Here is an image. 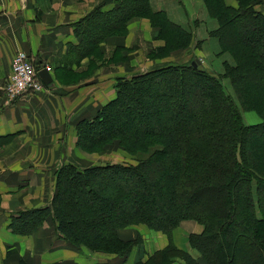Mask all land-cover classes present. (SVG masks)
Here are the masks:
<instances>
[{
  "label": "trees",
  "instance_id": "16d2710c",
  "mask_svg": "<svg viewBox=\"0 0 264 264\" xmlns=\"http://www.w3.org/2000/svg\"><path fill=\"white\" fill-rule=\"evenodd\" d=\"M260 1L236 0L237 5L231 6L225 0H203L207 18L217 24L208 35L219 40L221 52L232 53L233 64L225 62L223 76L215 77L193 64L165 63L159 68L152 67L144 74L119 77L115 97L100 106L91 117L81 118L76 123V142L82 149L92 151L117 139L126 152L135 156L136 162L84 168L71 163L61 165L56 173L50 204L12 214L8 224L11 231L18 235L30 234L45 219L53 216L56 230L73 245H84L92 250L125 257L133 242L123 239L119 229L129 224L144 223L166 233L170 242L143 264H167L176 256L184 258L187 264H196L190 255L176 248L171 241L172 230L182 220L193 219L202 224L203 229L200 233L190 234L188 240L205 264H264L262 240H258L260 245L254 242V245L247 246L241 243L242 239L238 236H233L231 241L228 239L230 231H234L233 226L240 225L239 221L236 222L237 218L246 225L264 223V146L257 152H251L246 146L247 140L264 133V50L260 52L251 48L245 39L235 34L239 23L248 22V38L254 40L263 36L261 47L264 49V11L254 8ZM118 3V7L108 14L97 7L79 21L76 29L79 43L74 47L80 55H95L104 34L111 35L118 28L123 29L128 20L143 15L140 10H131V4L124 0H118ZM97 19H106L109 23L92 37L91 26ZM150 19L159 28L156 37L164 41L162 47L151 53L153 59L186 48L192 42L193 33L190 30L160 12L153 13ZM167 74L171 76H164ZM249 75L258 77L250 88L251 93L245 85ZM223 78L229 79L232 93L226 91ZM157 79H161L158 83L170 79L177 88L170 94L163 92L161 102L154 98L149 111L138 105V99L152 92L143 89V84L150 80L156 84ZM187 82L206 96L198 109L191 110L192 113L188 111L189 94L184 87ZM129 101L134 104H126ZM122 106L133 110L140 123H147L149 127L141 129L137 126L132 131H100L106 125L110 112ZM206 106L213 107V110H207ZM242 110L256 111L261 122L243 123L240 119ZM164 111H177L178 116H183L186 128L183 125L178 129L168 128L163 121L152 127L154 116H160ZM194 118L198 122L196 127L193 126ZM154 164L165 165L163 173H171L166 182L162 173L156 183L147 184L148 199L157 208L161 203L166 208V217L151 216L142 209L127 212L132 203H137V191L124 194L100 184V181L126 183L132 178L148 183ZM204 193L214 197L227 196L219 200L218 207L221 210L224 205L230 211L226 220L202 205L200 197ZM239 196L244 197L243 202L238 200ZM76 197L77 202L74 200ZM106 198L122 208L119 220L104 222L92 206L97 199L103 201ZM80 199L82 203H79ZM98 223L101 229L92 231L91 227ZM256 232L263 239L264 233Z\"/></svg>",
  "mask_w": 264,
  "mask_h": 264
},
{
  "label": "crops",
  "instance_id": "0c3cea01",
  "mask_svg": "<svg viewBox=\"0 0 264 264\" xmlns=\"http://www.w3.org/2000/svg\"><path fill=\"white\" fill-rule=\"evenodd\" d=\"M226 3L234 6L235 0ZM118 5V0H0V264H103L99 256L84 258L78 254L89 253L84 249H65L56 235L48 232V224L47 233L43 226L26 237L13 233L8 224L13 213L44 206L52 198V184L49 187L45 179L50 175L52 178L56 166L48 170L49 166L61 158L79 162L76 123L91 117L115 96L116 76H130L182 55L176 50L165 58L153 59L151 53L162 47L164 41L156 37L159 28L152 26L149 18L140 16L127 21L125 36L101 42L98 49L106 57L104 63L94 65L93 54L80 55L74 47L79 43V21L97 7L108 14ZM256 9L264 11V0ZM179 14L183 20L190 19L182 12ZM116 49L124 52L117 64ZM17 50L27 52L35 68L49 66L52 85L42 81L41 92L8 101L4 84ZM8 134L10 139H3ZM60 145H67L73 156L60 153ZM29 180L30 184L35 181L34 188H18ZM133 228L120 232L123 239L135 238L137 233L142 238L133 248L128 264L146 259V255L169 245L170 238L160 231L152 232L143 224ZM202 229L200 223L184 220L171 234L173 245L188 252L196 264L204 262L188 237ZM110 257L104 258L105 264H115L114 256Z\"/></svg>",
  "mask_w": 264,
  "mask_h": 264
},
{
  "label": "rangeland",
  "instance_id": "374dc122",
  "mask_svg": "<svg viewBox=\"0 0 264 264\" xmlns=\"http://www.w3.org/2000/svg\"><path fill=\"white\" fill-rule=\"evenodd\" d=\"M189 1H190L192 8L189 6L188 0H124V2H126L127 4H131V10L142 11L143 15H139L140 17H147L150 19L153 16V13L160 12L162 16L168 17L171 21L184 26L185 29H188L193 33L192 42L189 44V46H187L186 48L177 49V51L181 52L182 55L176 56L174 59L175 61H172L170 63H183V65H191V64L195 63V67H197V69L204 70L207 73H209L210 75H213L215 77H221L224 75V72H225V67H226L225 62H228V65L233 64L232 53L231 52H221L219 40L216 37H212V36L208 35L209 30L215 29L217 27V24L213 19H211L209 17L207 18V15H206L207 13H206L205 6L203 4V0H189ZM225 3H226V0H225ZM259 3H262V0ZM259 3H257V4H259ZM257 4L254 5L255 9H256ZM236 5H237V2L235 0L234 6H236ZM256 10H258V9H256ZM204 11L206 13L205 16H204ZM181 12L186 14L188 17H190V19L189 20H183V18H180L179 13H181ZM176 20H180L181 22H178ZM150 22H151V25L154 26L152 24L153 22L151 19H150ZM94 23H95L94 26L93 27L91 26L92 37H94L96 34H99L101 29L105 25H107L109 23V21L106 19H103V20L97 19ZM248 25H249L248 22L239 23V27L237 28V30H235V34L237 35V37L245 39V41H247L248 45H250L251 48H256L260 52H262V50H264L261 47V44L263 42V36L256 38L254 40L249 39L247 32H246ZM126 34H127L126 27H124L123 29L118 28L115 31V33H113L111 35L110 34L109 35L104 34L102 36L103 40L100 41L99 45L104 40L105 41L109 40L112 37H113L112 40H115V41L119 40L122 36H125ZM157 36H158V34H157ZM158 39H160V38H158ZM117 45H119V44H117ZM173 51H171L170 53H172ZM170 53L169 54H163L162 56L159 57V59L167 57L168 55H170ZM123 54H124V52L122 50H119V49L115 50V60H114L115 64H117L118 61H121ZM94 56H96L94 59V62H95L94 65H96L97 63L101 64V63H104L106 61V57L104 55H102V53H100L99 50H96ZM109 61H110V59H109ZM160 66L161 65H157L154 67L159 68ZM149 70L150 69L143 70L141 72H135V73L130 74V76H127V77L129 78L131 76L144 74ZM158 76H163V75H158ZM164 76H171V75L167 74ZM119 77H123V76H116V79L114 82L115 93H116V89H117L116 88V84L118 82L117 79ZM257 79H258V77L256 75H249L246 78V84L245 85H246V89L248 90V93L252 92V91H250V88H253L254 82L257 81ZM152 80H150V82L143 84V86H144L143 89H147V90L152 91V92L150 94L140 96L138 99V102H139L138 105L144 107L146 110H149V111L151 109L150 105L152 103H154V101H155L154 98H157L159 100V102H161L162 99L160 96L163 92L170 94L171 92L175 91L177 88L176 85H174L173 81L170 79H168L164 83H158V81L161 79H157L158 84L157 83L153 84ZM6 83H7V81H6ZM6 83L4 84V93H5V96H6L8 101H13V100H16V99L22 97L21 96L18 98L9 99V96L6 95V91H5ZM188 83L189 82H187L184 87H185V89H187V93L189 94L188 100H189L190 104L188 107V111L191 112V110L193 111L194 108L195 109L199 108L198 105H200V103H202V101L206 100V96H205V93L203 91L190 87L188 85ZM223 83H224V87H225L226 91H228L229 93H232V86L230 85L229 79L223 78L222 84ZM177 86L179 87V85H177ZM161 88H163V90H166V91H162ZM41 91H38V92H41ZM32 93H36V92H32ZM168 100H169V97H168ZM126 104L133 105L134 103H133V101H129ZM118 108H119V110H116L114 112H110V114L108 115V120H107L106 125L100 131H102V132H106V131H110V130L132 131L137 126H139L140 128L141 127L142 128L149 127V124H147V123H145V125L140 123L141 120L135 116L133 110H128V109H126L125 106L118 107ZM206 109L207 110H213V107L206 106ZM164 110H166V108ZM173 112H175V113H173ZM173 112L172 111H169V112L164 111L163 113L160 114V116H154L155 120H154L152 127L155 125V123H159V122L163 121L164 125H166L168 128L170 127L173 129H178L182 125H183V127L186 128V124H185L186 122H185V120H183V116L182 115L178 116L176 114L177 111H173ZM194 117H195V115H194ZM83 118H86V117H83ZM240 119L245 124H255V123L261 122V117L254 110H242V111H240ZM196 120H197V118H194V120H193V126H195V127L197 126V123H198ZM75 131H76V126H75ZM3 139H10V134L4 135ZM76 139H77V137H76ZM246 146L250 150H252L251 152H255V151L257 152L258 150H260L261 146H264V133L257 134L256 137L253 136L252 139L247 140ZM75 148H76V150H78L81 153V156L78 158V161H79L78 163L71 162L70 160H63L61 158V160L58 163L52 164L51 166H49L48 170H53L54 167L56 166V168L53 170L52 178L50 175L48 178L45 179V183L48 184L49 187H51V184H52V188H53L52 191L53 192H54V188H55V177H56L57 170L63 164L71 163V164L78 166L79 168H84V167H89V166L106 165V164H112V163L133 164L136 162L135 156L126 152L121 147V145L118 144L117 139H113V140L109 141V143L105 144L104 146H100L98 148L99 150H92V151L84 150L77 145V142L75 143ZM60 153L67 154L68 157L73 156V153L68 151L67 145H60ZM164 167L166 168L165 165H164ZM164 167L161 166L160 164H154L152 166L153 169L149 172L148 183H145L143 181H138V180L135 181L132 178V179L128 180L126 183L122 182V183H118V184L117 183L112 184L111 182L106 183V181H100V184L102 183L101 185L104 188L109 187L112 190L121 191L124 194H130V192L132 190L137 191L136 196L139 197V198L136 197L137 203L134 205L132 203V205L130 207H128L127 212L132 210V209L133 210L142 209V210H145L151 216L166 217L167 216L165 214L166 208L161 206L160 205L161 203L158 204L159 208H157L152 203V200L148 199V194H147L148 193L147 184L153 185L154 183H156L158 181L160 174L163 173L162 169H164ZM162 176H164L162 179H164L166 182L171 177V173H169V172L163 173ZM51 179L53 182H51ZM39 184H40V186H42V183H39ZM28 187L34 188L35 187V181L30 184V180H29L28 184L20 183L18 186L19 189L28 188ZM52 196H53V194H52ZM225 197H227V196H225ZM225 197H224V194L218 195L217 197H214V195H211L209 193L208 194L204 193V195H201L200 199H201V201H203L202 205L205 206L211 213L212 212L213 213H219L221 216H224V218L226 220L227 217L230 216V211L228 209H226V207H224V205H223V208L221 210H218V207L220 205L219 200L225 199ZM43 198L45 199V194H43ZM216 198H218V201ZM77 199H78V197L74 198L75 202H77ZM238 200L243 202L244 197L239 196ZM78 201H79V203L83 202L81 199ZM88 201H89V199H88ZM50 202H51V199L48 201V203L46 205H49ZM92 202H93V200H92ZM89 204H91V202H89ZM92 206L96 210H98L97 213L102 216V220H104V222H106V223L119 220L120 217L122 216V213H123L122 208L120 206L117 207L116 203H114L113 201H109V199H107V198L103 201L97 199L96 202L94 203V205H92ZM39 207H42V206H39ZM23 210H25V209H23ZM20 211H22V210H20ZM255 218H256V216H255ZM187 220L197 222L193 219H187ZM182 221H184V220H182ZM237 221H239L240 225L233 226L234 231L233 232L230 231V234H228V235H230V236H228V239L230 238V241L233 240L232 239L233 236H235V238H236V236H238L242 239L241 243L243 245H247V246L254 245V242H256L258 244L259 243L258 240H262V242H264V237L262 239V237L258 234V232H256V230H259V232L264 233V223L263 224H253V225L247 224L246 225V224H243L242 222H240L239 218H237L236 222ZM47 224L49 225L48 232L49 233L53 232L56 235V238L58 240H60V242L63 244V246L65 245L64 246L65 249L70 250V251H76V252H77V250L84 249L89 253L78 252V254L84 255L83 256L84 258H86V256H87V258L92 257V255L99 256V260L103 264L106 263V260L104 258H106V259L111 258L110 256H114L115 264H128V260L131 256L133 248L135 246H137V244L140 243V241L142 240L141 236L137 233V235H138L137 237L130 239V240H132L133 243H132V246L130 247L129 252L126 254L125 257H122V255H118V254H115L112 252L92 250V249H90L84 245H76V246L73 245L72 243L68 242L64 238V236L62 234H60V232H58L56 230V221L53 218V216H49L47 219H45L42 222V224H40L30 234H33L34 232L38 231V229L42 228L43 226H44L45 232L47 233V231H46L47 227H48ZM139 224L145 225L148 229L150 228L144 223L129 224L125 227L120 228L119 233L120 232L121 233L122 232L123 233L130 232L136 228V227L133 228L134 226L139 225ZM223 224H225V223L223 222ZM200 225H202V224H200ZM98 229H101V226L99 225V223L95 224V226L91 227V230L94 232H97ZM150 229H149L150 231H152V230L153 231H159V230H155L152 228H150ZM160 232H162V231H160ZM162 233H164V232H162ZM30 234H25L22 236L26 237ZM164 234H166V233H164ZM259 236H260V238H259ZM259 245H260V243H259ZM179 250H181V249H179ZM181 251L190 255L188 252H186L184 250H181ZM155 252H157V251H155ZM155 252H153L150 255H146V257H145L146 259L142 258L143 260L140 259L137 262H135L134 264H143V263L147 262L149 260L150 256L153 255ZM97 254H99V255H97ZM182 261L187 263L184 258H180V257L176 256L172 260L169 259V262L167 264H182ZM204 264H205V262H204ZM227 264H229V263L227 262Z\"/></svg>",
  "mask_w": 264,
  "mask_h": 264
},
{
  "label": "built area",
  "instance_id": "2783aa9c",
  "mask_svg": "<svg viewBox=\"0 0 264 264\" xmlns=\"http://www.w3.org/2000/svg\"><path fill=\"white\" fill-rule=\"evenodd\" d=\"M46 70H50L49 66H46ZM43 89L44 84L30 56L23 50H17L13 55L10 74L5 85L6 95L9 99H13Z\"/></svg>",
  "mask_w": 264,
  "mask_h": 264
},
{
  "label": "water",
  "instance_id": "95a60500",
  "mask_svg": "<svg viewBox=\"0 0 264 264\" xmlns=\"http://www.w3.org/2000/svg\"><path fill=\"white\" fill-rule=\"evenodd\" d=\"M193 65L195 66V63H193ZM38 75L39 77L42 79V81L44 82V84L51 86V78L49 75V72L46 70V68H42L38 71Z\"/></svg>",
  "mask_w": 264,
  "mask_h": 264
}]
</instances>
